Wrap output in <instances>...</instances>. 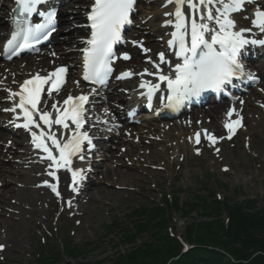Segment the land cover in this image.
I'll use <instances>...</instances> for the list:
<instances>
[{
  "label": "rangeland",
  "instance_id": "obj_1",
  "mask_svg": "<svg viewBox=\"0 0 264 264\" xmlns=\"http://www.w3.org/2000/svg\"><path fill=\"white\" fill-rule=\"evenodd\" d=\"M89 2V0H74L72 4L76 10L82 11L85 10ZM163 4V0L141 1L139 7L141 11L137 18V26L131 33L132 36L135 33L141 35L142 29L145 28L147 29L145 35L143 34L145 38H142L141 41L159 46L156 36L159 38L162 33L159 35L157 32L159 23L156 12L163 8ZM81 7L84 8L80 9ZM76 16H69L70 25H75L78 22ZM245 17H247L246 13L239 17L241 23L247 22ZM151 21L156 24L155 33L152 30L153 27L150 26ZM147 24L149 26H145ZM69 37L78 38V31L71 33ZM150 37L152 38L149 39ZM158 50L161 52L160 48ZM24 62V60H19L15 63L22 67ZM1 71L2 74H6L3 68ZM131 84L132 82L129 86ZM262 89L264 88L260 83L253 90L256 91V94H260ZM263 101V99L257 100V107H253L249 113L251 119L246 116L244 128L240 130L236 138L229 140L227 134H223L217 137L221 140L214 145H209L205 138L199 144L195 140L193 143L189 142L200 131L210 132L201 126L198 127L199 129L195 128L194 131L182 134L176 128L173 131L175 136L171 139L159 137L158 135L161 133L157 131L154 136H157L158 139L154 142L160 146L151 153L145 150L133 151V159L125 158L126 152L130 151L128 142H112L109 152L111 151L120 161L128 162L132 168H120L125 176L115 180V183L111 182L112 186L106 188L95 182L102 178L100 173L104 166L107 165L113 169L118 166L117 160L103 159V163H96L94 159H89L91 169L95 172L94 174L86 173L89 174L90 181L95 183L94 190L89 193L95 194L96 201L95 199L91 201L89 193L86 192H83V195L75 201L63 196L61 198L49 187L51 182L46 185V182L50 180L46 176L49 171L39 170L41 167L39 163L42 161L34 156L35 163H30V160L24 162L21 159L22 152L29 155V148L25 150L24 147H17L14 144L13 147H10L12 141L23 138L19 132L16 135H11L12 139L9 137L0 139V148L5 151L2 163L4 158L7 168L12 169V176H10L11 179L7 186L14 189L7 196L5 202H0V245L5 248L0 252V264H32L48 245L59 247L62 240H72L75 245L82 247L85 243L92 244L90 248L93 249L85 253L81 260L74 261L64 257L60 264H97L99 262L111 264V258L117 256V253L130 250L136 244L140 245L141 242L149 238L144 236L142 240L138 239L136 243L123 247L119 242L120 234L114 231V228L109 227L111 223L114 221L123 227L130 226L129 218H131L132 212L139 211L143 206L162 202V195L175 193L180 198V205H183L194 201L193 193L198 192L199 189H202L204 195L213 190L218 197H228L231 201L257 198V208L263 207L264 108L259 106ZM239 102H234V109L244 115L245 105H242V100ZM191 114L192 111L185 117H190ZM179 117L168 121H157L155 124L161 128L164 125L168 128L169 125L179 124ZM163 130L164 128H162V132ZM0 132L8 134L1 129ZM103 132L104 135H109L106 130ZM121 137L129 138L124 133ZM148 142L150 140L145 139L142 145H148ZM100 147L106 149L107 145L102 143ZM125 148L126 151L123 153ZM140 159H143L142 163H138ZM94 164L95 167H93ZM1 180L3 178L0 177V196L4 192ZM218 181L227 185V189H223ZM72 198L75 196L72 195ZM69 201L71 202L70 206ZM221 217L225 220L227 214L222 213ZM195 219H200V215L195 212L186 219L179 212H175L169 224L170 230L176 237L184 238L187 224L192 223Z\"/></svg>",
  "mask_w": 264,
  "mask_h": 264
},
{
  "label": "snow or ice",
  "instance_id": "obj_2",
  "mask_svg": "<svg viewBox=\"0 0 264 264\" xmlns=\"http://www.w3.org/2000/svg\"><path fill=\"white\" fill-rule=\"evenodd\" d=\"M47 3L48 0H15L18 8L14 11L18 14L13 19V29L2 50L7 59L38 50L36 46L57 31V10L53 7L47 11H39L38 6ZM137 4L138 0H92L86 14L89 21L86 27L90 29V33L82 41L85 46L81 49L82 79L94 86L89 94H68L62 104L54 102L51 110L47 109V105L41 107L46 87L48 97H52L53 92L59 95L66 83L67 66H59L47 75L36 73L20 85L19 91L9 90L13 106L6 111L16 114L14 126L31 134L32 144L46 154L43 158L51 162L50 167L72 171L74 157L84 160L95 149L94 137L85 129L89 120L86 105L89 104V96L97 94L98 87L103 89L107 86L115 71L114 62L121 58L131 59L128 53L117 56L114 48L118 43L125 42L124 30L134 23ZM248 4H256L251 18L252 27L238 28L234 14L243 12ZM169 5L173 7L164 15L171 19L165 21V26H171L174 30L166 43L176 57V62L166 58V53L161 51L157 61L150 57L147 61L156 71L144 69L140 73H134L128 70L116 77L128 79L139 75V87L146 89L141 95L146 97L149 108L158 92L168 93L166 97L159 98L164 107L178 108L185 101L200 97L204 92L224 93L234 79H242L245 75L249 80L257 79L254 74L246 73L242 60L246 46H264V39L249 38L256 35L253 29L264 34V7L257 4V0H165L162 6ZM34 14L42 17L41 22H33ZM132 44L140 47L145 54L151 51L143 46L142 41H132ZM52 55L55 56L56 53L53 52ZM162 65L167 66L168 71ZM145 76L155 79L147 80L144 79ZM75 83L79 85L80 81ZM161 84L166 86L165 89H161ZM235 111L233 108L228 116L231 117ZM105 114L110 115L107 109ZM96 123L106 125L108 121L97 118ZM239 125L240 119L225 124L229 138ZM53 126L59 128L54 131ZM204 135L213 143L217 140L206 130ZM200 136L201 133L196 134L197 144L200 143ZM49 175L55 178V172H49ZM84 178V169L72 171L74 185ZM49 187L59 196L54 185ZM73 191H76L75 187ZM70 204L69 201V206ZM2 249L3 246L0 245V250Z\"/></svg>",
  "mask_w": 264,
  "mask_h": 264
},
{
  "label": "trees",
  "instance_id": "obj_3",
  "mask_svg": "<svg viewBox=\"0 0 264 264\" xmlns=\"http://www.w3.org/2000/svg\"><path fill=\"white\" fill-rule=\"evenodd\" d=\"M193 196L194 201L180 205L177 194L163 195L162 202L132 212L130 226L113 221L109 227L120 234L123 247L144 236L149 238L117 253L111 264H264V206L257 208V198L231 201L218 197L213 190L204 195L202 189ZM175 212L185 219L193 212L200 215V219L187 224L184 238L170 231ZM222 213L227 214L225 220ZM182 240L190 246L188 253H183ZM90 246L62 240L61 247L48 245L32 264H60L64 257L81 260L93 249Z\"/></svg>",
  "mask_w": 264,
  "mask_h": 264
},
{
  "label": "bare ground",
  "instance_id": "obj_4",
  "mask_svg": "<svg viewBox=\"0 0 264 264\" xmlns=\"http://www.w3.org/2000/svg\"><path fill=\"white\" fill-rule=\"evenodd\" d=\"M4 1V2H3ZM2 4L0 1V40L2 39V37L5 35V32L9 30V24L7 22H4L3 18L1 17V11L4 12V14H7V11L11 8L9 3V0H3ZM77 1H84V0H77ZM165 1V0H164ZM90 4L88 5V7L86 8L85 11H77L75 9V7H71L70 12H76L77 16L76 18L78 19V22L81 21L82 19V15L87 14L88 9L90 8V5L92 2H89ZM172 5H169L167 7H164L163 9H160L156 12L157 15V22L159 23V29L157 32H160L164 37V41H162V43L160 44L161 48L164 49L167 57L169 59H171L174 63L176 62V57L172 54L171 50L168 49L167 47V40L170 38V31L173 29L171 26H165V21H167L168 19H171L170 17H167L164 15L165 12L170 11L172 9ZM80 9H83L82 7ZM64 9V13L66 12ZM83 13V14H80ZM9 16V13L8 15ZM78 24V23H77ZM82 24V23H81ZM82 31H84L87 27L86 24L83 23L82 24ZM145 26H149L148 24ZM150 26L153 27V31L155 33L156 30V24H154L153 21H151ZM70 29V27H61V30H67ZM79 28L77 30H80ZM88 30V29H87ZM147 29L143 28L141 31V35L138 36H134L135 40H139L141 38H145L144 35L146 33ZM136 34V33H135ZM144 34V35H143ZM7 35V34H6ZM6 37V36H5ZM168 37V38H165ZM152 37H150L149 39H151ZM147 39V38H146ZM68 46L67 48L63 45ZM76 43L79 47L83 48L85 45L82 43V41H73V38H67L66 40H61L59 38L56 39L55 41V45L52 47L53 51L50 53L55 52L57 56L60 55V60L61 61H68L70 63V66L72 67L71 72L73 73V77L75 78H80L82 76V72H83V68H82V60L83 58H81L80 54L76 53L75 51H73V45ZM144 46H146L147 48L151 49L153 53H156L158 51V44H150V43H145ZM139 47L136 46H132L130 47V50L132 51L134 57L133 60L130 62L129 65H126L127 68H131L134 67V65H139V64H143L144 61V56H143V51L138 50ZM48 53H45L44 56H47ZM56 55L53 56L52 55V59L53 60H57L59 58H56ZM49 56V54H48ZM70 57L72 58L71 60ZM34 60L36 62H34ZM51 59L49 58H41L40 60L38 58L32 59L31 64L29 62H27L28 64H24L23 69L21 70L22 73H27V71L29 70H34V68L38 69L39 67L42 68H46L49 65H51ZM158 60V56H156V61ZM74 64L77 65L78 68H80V70H77L76 68H74ZM30 65V66H29ZM29 66V67H28ZM162 67L166 70H168L167 66L162 65ZM249 70L253 69L254 71H257V73L255 75H258L259 77H256L257 81L262 83V86L264 88V61H251L249 64ZM13 69H16L15 66L13 67ZM20 70V69H17ZM248 70V71H249ZM34 71H32L31 74H33ZM15 74L18 75L15 71ZM245 80V78L243 79ZM249 80V79H248ZM257 83V82H256ZM261 86V85H260ZM247 93V94H246ZM246 94V95H245ZM235 97V96H234ZM233 97V98H234ZM236 99L238 101L242 100V105H245L244 107V115L240 113V111H235L233 113V115L231 117L228 116V112H229V108L232 107V104L229 103H218L215 104L213 106H209L207 108H203V109H197L195 111H192V114L190 115V117H181L179 119V124H172L169 125L168 128L165 127V125L162 127L164 128L163 132H162V128L160 126H158L157 124H155L157 121H159V118H154L151 119L149 121H145L141 124V128H139V126H135V127H130L127 128L123 122H120L122 124L118 125V124H110L107 127L113 131H115L111 138H109L106 143H110L112 141H118L119 143L121 142H129V150L126 152L125 158L128 159H133L134 156L133 151H138L141 152L143 150L148 151L149 153H151L152 151L155 150L156 147L160 146L158 144H156L154 142V140H157V136L155 132H159L161 133V135H158L161 138H173L175 135L173 134L174 129L178 128L180 131V134L182 133H187V131H194L195 128L199 129L200 126L201 127H205L208 130H210L211 132H213L214 135L216 136H220L223 133H226V130H228L225 127V124L227 123H233L234 121H236L237 119L244 120L246 118V116H248V119H251V116L249 115V113L251 112V109L253 107H257L256 106V102L258 99H263L264 100V94L260 93V94H256V91L251 90L249 93L244 92V93H239L238 95H236ZM260 102V101H259ZM258 102V103H259ZM203 103V102H202ZM201 103H197L196 105H200ZM157 108L159 106H163L162 102H159L157 105ZM259 106L261 108H264V101L261 102L259 104ZM107 107H110V105H107ZM192 109V108H191ZM190 109V110H191ZM174 111V110H173ZM191 112V111H189ZM171 111H164V114H160V115H166V114H170ZM238 113V115H237ZM248 114V115H247ZM237 118V119H236ZM242 118V119H241ZM168 118H165V120ZM190 120V121H189ZM189 121V122H188ZM199 127V128H198ZM128 134L130 137L128 139L124 138V137H120V135L122 134ZM11 134H13V132H9V134H3L2 132H0V139H4L6 137H9ZM178 136V135H176ZM202 136H204V134H202ZM156 137V138H153ZM145 139H149L150 142H148V145H142L143 140ZM16 142V141H15ZM190 143H193V139L191 138ZM16 145V144H15ZM11 147H13V144L11 145ZM24 149L26 150V147L24 146ZM25 150H23L24 152H26ZM4 149L0 148V177L3 178V180H1L3 182V185L1 186L4 189V192H2L1 196H0V202H5L7 196L14 191L13 188H8V183H9V179H11L10 176H12V169L11 168H7V164L5 163V159L3 158V163H2V156L5 157L4 155ZM103 159H116L117 160V167H114L113 169H111L110 167H108L107 165L104 166V169H102L100 175L102 176V178H99L97 182H95L96 184H100V185H104L106 188L109 186H112L111 182L115 183V180H119V178H121L122 176H125L120 168L126 169V168H132V166L128 163V162H122L119 159H117V157H115L113 155V153L110 151L108 153H106L104 156L102 154ZM21 159L24 162H27L28 159L26 157V155L23 153L21 156ZM76 161V160H75ZM140 162L138 163H142L143 159L139 160ZM103 163L104 161L101 160L100 163ZM145 162H147V160H145ZM30 163H35V162H30ZM101 167V164H100ZM72 171H76L78 169H84V175L86 172L89 171L88 169V165H86V163L83 162H78L77 165L72 163L71 165ZM8 169V170H7ZM61 170V168L59 169ZM71 171V173H72ZM55 172V171H54ZM94 172V171H90L89 173ZM136 174V173H135ZM59 175V179H58V186L56 188H58L59 193H61V195L65 198H69L71 196V192L69 191V176L68 174L64 173L63 171L58 173ZM137 175V174H136ZM87 179H83L82 181H80L77 184H73L74 187L76 188V191H80L82 190V192H86L89 193L91 190H94L95 187H93V185L95 183L93 182H86L88 181V177H86ZM104 181V182H102ZM52 183L57 184V182L52 180ZM85 184V186H84ZM119 189V188H118ZM88 196H90V200H94L96 201L95 198V194H91L89 193Z\"/></svg>",
  "mask_w": 264,
  "mask_h": 264
}]
</instances>
